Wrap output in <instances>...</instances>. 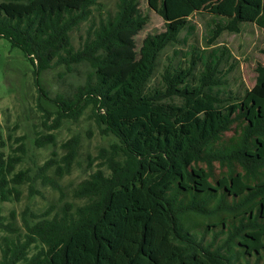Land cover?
I'll return each instance as SVG.
<instances>
[{
	"label": "trees",
	"instance_id": "1",
	"mask_svg": "<svg viewBox=\"0 0 264 264\" xmlns=\"http://www.w3.org/2000/svg\"><path fill=\"white\" fill-rule=\"evenodd\" d=\"M143 2L165 30L137 47L135 37L148 21ZM97 4L82 0L77 8L37 5L0 14V39L23 53L38 92V76L60 69L65 88L50 99L56 117L49 130L78 121L89 109L100 134L117 140L92 159L95 170L73 187L71 202L59 181L76 163L77 136L61 144L64 153L46 160L35 179L14 172L20 156L0 154V205L18 201V188L39 177L58 193L57 202L25 214L19 224L0 206V264H233L235 247L244 257L260 255L264 64L256 66L255 83L242 97L224 94L221 69L232 56L213 46L223 32L239 33L246 22L264 30V0H118L113 14L96 18ZM202 13L214 18L205 48H193L184 68L166 66L159 84L149 86L161 53L182 32L190 38L196 30L191 19ZM83 25L75 47L71 35ZM54 142L53 134L35 139L38 148ZM215 163L226 172L213 183ZM226 197L233 202L226 204ZM215 217L204 225L195 220Z\"/></svg>",
	"mask_w": 264,
	"mask_h": 264
},
{
	"label": "rangeland",
	"instance_id": "2",
	"mask_svg": "<svg viewBox=\"0 0 264 264\" xmlns=\"http://www.w3.org/2000/svg\"><path fill=\"white\" fill-rule=\"evenodd\" d=\"M82 0H34L32 4L14 3L0 0V14L14 16L32 10L41 5L45 11L63 8L64 6L77 8ZM118 0H97V5L92 9L93 17L113 14ZM142 12L148 21L143 30L135 37L137 47L147 35H155L165 30L163 19L154 11L146 7L145 2L141 4ZM210 15L202 13L193 16L191 21L195 24L194 34L184 40V33L173 46L167 47L160 55L154 74L149 86L158 85L163 69L166 66L186 67L191 58L193 48L203 50L205 44L206 29L211 24ZM85 25L72 33V42L75 47L84 34ZM213 47L226 48L232 59L228 60L221 69L223 85L221 92L231 96L242 97L245 91L250 90L256 80L255 68L264 64V30L255 24L246 22L240 25L239 33L223 32ZM60 69L46 70L38 76L41 92H38L34 82L33 68L26 60L23 53L5 39H0V154L4 157L18 155L21 157L14 172L27 171L31 179H35L42 164L51 158H59L64 152L61 144L73 136L80 140L76 163L69 176L59 181L60 186L66 194V200L71 202L73 187L85 179L89 173L95 170L92 159L100 149H109L117 140L113 136H102L92 119L90 110L86 109L84 115L76 122L64 120L58 130H49L54 124L56 107L50 101L53 95L64 86H61L58 77ZM63 87V88H62ZM47 94L44 97L43 94ZM53 134L55 144L38 148L35 139L40 135ZM233 132L225 134V138L232 136ZM20 148V150H19ZM56 155L55 157H52ZM226 172L217 163L214 164L213 183ZM46 175L53 179V172L49 170ZM20 195L18 201L11 199L9 202L1 203V213L11 221V213L15 215L19 224L21 217L30 212L44 210L50 203L57 202L58 193L48 184L40 181V177L33 183L23 184L18 188ZM217 199L210 203L213 207ZM226 204H231L233 199L226 197ZM222 217V215L220 216ZM220 219L215 217L211 220L196 218L201 224L214 222ZM219 227L210 228L205 235V241L209 242L219 232ZM237 259L233 264H264V250L260 255L243 256L240 247H235Z\"/></svg>",
	"mask_w": 264,
	"mask_h": 264
}]
</instances>
